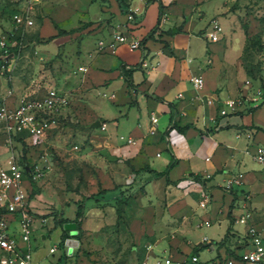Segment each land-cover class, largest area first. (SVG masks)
<instances>
[{"label":"crops","instance_id":"0c3cea01","mask_svg":"<svg viewBox=\"0 0 264 264\" xmlns=\"http://www.w3.org/2000/svg\"><path fill=\"white\" fill-rule=\"evenodd\" d=\"M103 2L100 22L88 28L87 35L95 38H79L78 52L68 57L74 66L69 61L68 70L52 77L49 69L42 70L43 61L37 74V80L69 94L71 107L60 108L58 114L68 109L70 119L98 132L99 141L93 150L101 153L104 170L90 193L57 197V214L39 217L49 206L43 203L47 199L44 193H35L33 198L28 194L34 220L46 227L42 239L51 234L57 241L49 252L61 249L56 260L48 264L74 263V239L67 237L61 243V234L65 230L72 236L78 230L72 221L78 202L83 203L80 227L98 232L116 224V199L131 193L140 179L143 198L164 219L151 226L154 242L146 256H198L199 250L195 251L194 246L213 239L219 241L227 233L225 240L214 243L217 258L228 248L236 247L238 235L252 223L259 225V216H264V168L252 156L255 145L264 141V82L249 78L240 65L244 42L240 32L231 31L225 38L221 33L213 41L205 35L208 21L198 30L194 28L197 22L191 0H124L123 5L118 0ZM130 9L136 11V18L128 22L126 13ZM116 27L128 37L139 38L141 46L132 49L126 43H118L113 51L107 46L99 50L97 41L109 43ZM168 30L175 32L169 34ZM51 34L56 35L53 31ZM63 36L54 37L52 43H64L67 39ZM164 42L168 47L163 46ZM52 54L50 50L43 57L51 59ZM79 66L87 70H79ZM191 75L202 77L199 89L193 87ZM110 93L114 95L111 97ZM245 94L256 95L257 104L250 107L246 103L228 115L218 114L220 100ZM18 97L4 100L15 103ZM207 98L213 102L207 103ZM152 113L156 122L150 119ZM96 120L106 123L105 129L100 125L93 127ZM57 126L63 127L60 123ZM247 132H251L250 137ZM126 137L133 142H127ZM26 142L29 148L36 149L49 138H27ZM7 146L4 135L0 146L2 163L9 155ZM18 146L19 142L15 145L19 156ZM26 157L27 164L35 161L31 152ZM168 164L165 175L152 174L151 170L162 171ZM24 167L28 169L27 165ZM239 172L241 182L227 187L228 180ZM22 183L28 193V174H24ZM91 194L95 197L84 198ZM68 209L74 214L66 215ZM242 215L245 222L240 221ZM213 222H218L220 232L195 237V228L211 226ZM12 227L17 232L15 221ZM203 237L207 240L203 241ZM19 243L24 245L21 240ZM30 245L34 264H39L42 254L36 250L33 256L31 238ZM215 259L213 263L217 264Z\"/></svg>","mask_w":264,"mask_h":264},{"label":"rangeland","instance_id":"374dc122","mask_svg":"<svg viewBox=\"0 0 264 264\" xmlns=\"http://www.w3.org/2000/svg\"><path fill=\"white\" fill-rule=\"evenodd\" d=\"M103 1L0 0V32L8 34L12 32L11 39L22 35L19 38L21 45L17 56L6 61L0 60V103L4 99L14 98L34 88L35 82L39 79L38 71H41L39 65L43 61L45 62L42 70L49 69L52 77L68 70L69 66L66 64L70 61L68 57L78 52L79 38L85 35L87 40L95 38V35H87L88 28L100 22L98 15L102 10ZM191 1L195 6L193 15L197 22L194 28L198 30L207 21L209 23L215 19L222 27V38L231 31L240 32L244 41L240 65L249 78L264 82V0ZM16 12L29 13L33 23L15 28L13 14ZM55 26L68 32L57 33ZM51 31L57 34H51ZM60 35H64V39L67 40L55 46L52 40ZM40 49L43 51L40 52ZM50 50L53 53L51 59L44 58L43 53ZM70 62L74 66L73 61ZM59 111L60 109L53 112V115L57 123L63 127L56 126L50 130L47 135L49 142L36 149L29 148L27 144L22 148L21 144L18 146L20 153L26 155L31 152L36 161L41 155L49 153L43 175L36 179L29 175V197L33 198L35 193H44L47 201L43 203L49 205L44 208L46 212L39 216L41 218L57 214L59 207L57 197L64 195L74 197L78 193H90L104 174L103 157L99 151L93 150L99 141L98 132L83 126L78 120L70 119L68 109L58 114ZM3 140L4 135L0 129V146ZM74 144H77L79 149H73ZM1 153L0 147V155ZM143 196V184L140 179L136 182L131 195L125 197L124 211L115 225L92 232L82 229L78 224V230L72 236L67 233V237L74 239L71 254L73 264H142L145 258L146 264H153V259L146 256L145 244L152 245L154 242L152 224H160L164 219L163 215L150 209V204L146 203ZM66 202L69 204L68 199ZM64 213L73 215L74 211L68 209ZM258 221L261 222L259 225L256 222L252 224L264 228V216H259ZM50 223L51 221H48L47 226ZM45 228L40 225L38 219L32 223L33 256L36 250L42 254L39 264H48L50 260H56L61 253L60 248L53 253L49 252V247L57 241L51 234L42 239L41 234L45 232ZM215 230L220 232L218 222H213L211 226L195 228L194 235L199 238L204 234L210 235ZM67 237L61 239V243ZM213 240L211 248L199 249L200 264H214L217 249L214 246L216 239Z\"/></svg>","mask_w":264,"mask_h":264},{"label":"built area","instance_id":"2783aa9c","mask_svg":"<svg viewBox=\"0 0 264 264\" xmlns=\"http://www.w3.org/2000/svg\"><path fill=\"white\" fill-rule=\"evenodd\" d=\"M136 11L130 9L126 13V21H134ZM15 28L29 26L33 23L29 13L16 12L13 14ZM222 31L217 20L212 19L207 26L205 35L210 40H218ZM11 33L0 32V54L6 55L12 52L11 48L20 50V41L17 38H10ZM22 35H19L21 37ZM118 43H126L130 48L141 46V40L137 37H128L119 27L111 32V40L105 44L102 39L97 41V48L102 50L108 47L114 50ZM13 53V52H12ZM6 61V59H4ZM79 70L86 71L87 67L79 66ZM190 81L195 89H199L203 84L200 75H191ZM106 95V93H103ZM110 93L109 96H113ZM207 103H212L213 99L207 98ZM258 102L256 95H239L233 98L220 100L218 114L221 116L235 112L240 106L249 104L255 106ZM70 103L69 94L56 86L43 83L41 80L35 82V87L19 95L17 102L12 103L3 100L0 103V129L5 135L6 143L9 147V155L5 163L0 162V264H34L32 259V248L30 238L32 233V223L34 214L28 206V193L22 183L25 167L18 161L13 135L24 132L25 141L27 138L42 139L50 130L57 126V121L52 115L53 112ZM152 122L157 121V117L150 115ZM106 123L101 122L100 128L105 129ZM251 132H247L250 137ZM127 142H133L130 137L125 138ZM74 149H79L77 144ZM49 153L41 155L39 160L27 164L28 171L33 179L43 175L44 167L47 165ZM255 161L264 168V141L255 145L252 153ZM43 166V167H42ZM242 173L239 172L231 177L227 182V187L239 184ZM246 217L240 216V221L245 222ZM12 221L16 222L17 232L12 227ZM19 240L23 241L21 246ZM207 238L203 237V241ZM237 249L235 255L227 253L217 256V264H264V231L257 226L250 225L244 233L238 235ZM146 252L151 248V244H145ZM50 248V250H53ZM146 258L142 264H146ZM153 264H199L197 254H192L186 259H176L170 254L156 255Z\"/></svg>","mask_w":264,"mask_h":264},{"label":"trees","instance_id":"16d2710c","mask_svg":"<svg viewBox=\"0 0 264 264\" xmlns=\"http://www.w3.org/2000/svg\"><path fill=\"white\" fill-rule=\"evenodd\" d=\"M118 2H119L120 5H123V4H124V0H118ZM55 28L57 29V33H67V32H68V31H66L65 29L58 28L57 26H55ZM154 29H155V28H154ZM154 29L152 30V32L154 31ZM152 32H151V33H152ZM174 32H175L174 30H168V33H169V34H172V33H174ZM57 33H56V34H57ZM151 33H150V34H151ZM16 38L19 40V38H20L19 35H17ZM163 46H164V47H168V44H167L166 42H164V45H163ZM11 50H12V52H13V56L10 57V58H7V60H8V59H11V58H13V57H15V56H17V53L20 51V50H19V51L17 52L16 47H12ZM169 53L172 54V51L169 50ZM3 59H5V58H0V60H3ZM128 84H130V83L128 82ZM52 115H53V113H52ZM25 135H26V134H25L24 132H19V133H16V134L13 135L14 140H15V144H16L17 142H19V144H21V148L23 147V145H26V144H27V142H26L25 139H24ZM18 161H19L22 165L26 166V165H27V157H26V155H23L22 152H21V154L18 156ZM169 166H170V164H168L167 167H166L164 170H162V171H154V170L152 171V170H151V172H152V174H153L154 176H162V175H165V174L167 173V170H168ZM142 170H146V167H143ZM24 172H25L26 174L30 175L29 171H27L26 169L24 170ZM130 195H131V193H127L125 196L116 199V201H115V209H116V213H117L118 218L121 217V215H122V213H123V211H124L123 204H124L125 201H126L125 197H129ZM90 197H95V195L91 194V195H89V196H85L84 198H90ZM82 209H83V203L80 201V202H78V204H77V209H76V211H75V217H74V219H72V221H73V222H76L77 225L79 224V218H80L81 215H82ZM64 220H65V221H69V219H64ZM76 228H77V227H76ZM67 233H68V232L64 230V231L62 232V234H61V239L67 237V236H66ZM225 238H227V233L224 235V237H223L222 239H220L219 241H215V243H220V242H222L223 240H225ZM211 243H212V242L209 241V242H207V243H201V244H199V245H196V246H194V250L197 251V250H199V249H202V248H204V247H206V246H209ZM237 248H238L237 246L234 247V248H231V247H230V248L227 249V252H226V253L229 254V255H235V250H236Z\"/></svg>","mask_w":264,"mask_h":264},{"label":"water","instance_id":"95a60500","mask_svg":"<svg viewBox=\"0 0 264 264\" xmlns=\"http://www.w3.org/2000/svg\"><path fill=\"white\" fill-rule=\"evenodd\" d=\"M12 56H13V53L10 52V53H8V54H6V55H0V58H5V59H7V58H10V57H12ZM91 125H92L93 127L99 126V125H100V121H99V120H96V121H94Z\"/></svg>","mask_w":264,"mask_h":264}]
</instances>
